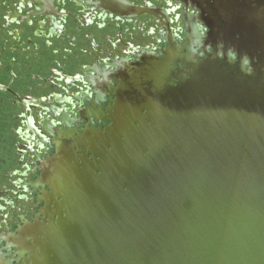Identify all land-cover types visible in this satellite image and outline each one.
I'll return each instance as SVG.
<instances>
[{
    "label": "water",
    "instance_id": "water-1",
    "mask_svg": "<svg viewBox=\"0 0 264 264\" xmlns=\"http://www.w3.org/2000/svg\"><path fill=\"white\" fill-rule=\"evenodd\" d=\"M199 1L206 18L200 5L161 9L206 40L210 24L213 53L172 46L161 68L144 61L111 125L64 138L42 162L49 209L16 235L30 241L26 264H264V0ZM92 2L161 19L150 5ZM154 24L131 60L158 52ZM251 47L260 55L248 65Z\"/></svg>",
    "mask_w": 264,
    "mask_h": 264
},
{
    "label": "flooded vegetation",
    "instance_id": "flooded-vegetation-1",
    "mask_svg": "<svg viewBox=\"0 0 264 264\" xmlns=\"http://www.w3.org/2000/svg\"><path fill=\"white\" fill-rule=\"evenodd\" d=\"M22 1L0 0V95L12 98L17 110L16 114L10 116L12 109L9 111L10 114H6L7 108L2 111L3 105L0 104V143L4 144V147L0 148V264H26L28 253L26 252L23 256L22 252L29 250L30 241L29 239L25 242L19 241L16 235L26 223L30 225L40 213L38 218H42V211L49 209V204L46 206L50 201V188L47 184L49 176L41 175L40 169L44 168L42 162L55 154L56 144L62 146L61 141L64 138L81 137L85 131H96L111 125V119L117 117L114 112V107L117 105L115 101L125 78L132 71L140 72L144 67V61L149 62L150 65L153 64L156 69L161 68L162 53L170 50L172 46L188 50V56L205 58V52L213 53V43H210V24L207 23V26L203 22L207 28L206 40V36L200 34L203 29L191 24L185 16L179 23V27H176L174 20L167 16L168 12L158 9L161 19L154 18L155 27L159 26L162 29L155 37V42L161 43L158 45L161 47H157L158 52L152 53L138 49L136 59L118 57L119 60H116L112 22L114 20L118 22L117 45L124 43L126 45L122 34L129 23L136 22L135 18L112 14L101 7L102 4L99 2L92 3L93 0H25V3L21 5ZM125 1L129 2V0ZM232 1L235 2V0ZM174 3L187 4L186 7L190 4L200 5L203 7V12L199 10V16L206 18L205 9L207 8L203 4L204 1L174 0ZM186 7L184 9H187ZM228 9L234 10L233 6ZM82 12L86 13L85 20H81ZM95 18L101 19L99 25ZM69 19H72L73 25H68ZM120 24L124 26L121 27ZM71 28L76 32L86 29L88 33L77 37L69 32ZM98 28L108 31L107 49L101 48L90 36L91 29L98 31ZM33 38H38L43 43L45 50L41 54L49 56V63L45 69L39 66L34 69L29 64V59L39 60L40 54L41 46L38 42H33ZM218 39L217 41L223 40V38ZM86 40L90 43L89 49L83 46ZM76 45L80 47L72 48ZM253 48L251 47L252 50L250 49L251 52H249L251 57L246 59L248 65L251 62L256 63L260 55ZM119 50L122 51L121 56L127 55L124 47L118 48ZM117 52L116 54L119 55ZM89 56L90 58L87 59ZM176 56L174 57L176 61L182 58L179 55ZM81 58H85L84 61L77 63ZM106 59L110 61V64L101 63ZM9 63H14L17 67H11ZM175 68L177 67L172 65V70ZM65 70L69 73L75 70L83 71V75L78 77V80L86 82L89 86L87 91L80 94L79 99L73 100L72 104L75 106L83 104L77 116L63 110L59 111V108L72 107L65 98L57 97L58 102L50 105V92L45 95H34L28 92L34 85H38L41 90L59 85L51 82L49 78L51 72L55 81H66ZM183 70L188 71L186 68ZM48 72L49 75H47ZM67 78L70 80L71 77ZM23 80H26L28 84L26 89L22 90L20 83ZM62 89L56 88L51 92L63 91ZM13 94H16L19 100ZM50 107L56 108L53 109L57 112L50 113ZM38 108L41 109V113L35 112ZM2 114L5 116L2 117ZM131 118L136 117L130 116L129 119ZM55 122L62 124L64 128L57 130L52 126L56 124ZM22 130H25L28 135ZM33 137L40 141H36ZM49 137L52 140L51 143ZM21 142H26L27 145ZM81 145L82 143L79 142V146ZM36 146L43 148L39 155L34 149ZM2 155L6 156L4 163L1 160ZM19 174L24 179L21 182L10 179L12 176L19 177ZM8 175L10 183L4 184L2 179ZM53 181L52 179L51 182ZM17 186H25L28 191L25 195L29 197H25L24 204L21 206L15 201L19 197L13 188Z\"/></svg>",
    "mask_w": 264,
    "mask_h": 264
},
{
    "label": "rangeland",
    "instance_id": "rangeland-1",
    "mask_svg": "<svg viewBox=\"0 0 264 264\" xmlns=\"http://www.w3.org/2000/svg\"><path fill=\"white\" fill-rule=\"evenodd\" d=\"M136 3H134V2ZM166 0H129V2L132 4H137V5H141V6H146V5H150L154 8H157V9H161V7L163 6L164 2ZM93 3V2H92ZM85 14L84 12H82L81 14V20H85ZM95 20L97 21L98 25L101 23V19L100 18H95ZM135 23H129V25L126 27L127 29L123 31V34H122V37H123V40L124 42H126L127 44L124 45V44H120V45H117L118 42H117V39H118V34L116 33V31H118V22L117 21H113L112 24H114V29H113V46H115V50H114V58L116 60H119L118 57L122 58V59H129L131 60V58L133 57L134 53L136 52L138 46L140 45L141 41L143 40L144 36L146 35L148 29L150 28L151 24L153 23L154 21V18L152 19V17H148V16H140V17H137L135 18ZM108 22V21H107ZM73 25L72 24V19H69L68 21V25ZM76 25V24H75ZM120 26H124L123 24H120ZM92 32L90 31V36H92L96 41L97 43L99 44V46L101 48H104V49H107L108 48V45L106 44L108 42V31L106 30H101V28H98V31L95 30V29H91ZM75 30L74 29H70L69 32L70 33H74L75 36L79 37V36H84L85 34L88 33V31L86 29H82L80 32H74ZM106 36V37H104ZM33 42H38V44L41 46L40 47V54L38 55V58L39 60H31L29 59V64L31 66V68H36L37 66L41 67L42 69H45L47 68L48 66V63H49V56L45 55L43 56L41 53L45 50L44 48V45L43 43L38 39V38H33ZM83 46L86 47V48H90V43L88 40H86L84 43H83ZM80 47L79 45H76V46H73L72 48H78ZM121 47H124L125 51H127V55L124 54L121 56V53L122 52L121 50L118 51V48H121ZM119 52V55L116 54V52ZM117 52V53H118ZM23 56V54H22ZM90 56L87 58L89 59ZM85 58H81L79 61H77V63H81L84 61ZM104 62L105 64H110V61H108L107 59L104 60V61H101V63ZM9 66L11 67H17L14 63H9ZM79 70H75L71 73H69L67 70H65V72L67 73H64L65 75H67V77H71L70 80L66 77V81L63 80L61 82H57L55 81L54 79V75L53 73L51 72V76L49 77L51 82H54V83H57L59 84L61 87H59V85H54L52 88L51 87H46L44 90H41L39 88L38 85H34L31 88V90H29L28 92H31L33 93L34 95H45V93H49V99L51 101V104L50 105H53L56 101L58 102V99L57 97H62V98H65L68 102H70L71 104L73 103V100H75L76 98L79 99L80 97V94L84 91H87L89 86L86 85V82H81L78 80V77H80L82 74L83 71H80L78 72ZM26 74L28 72H25ZM49 75V72L48 74ZM27 81L26 80H23L20 85H21V89H26L27 87ZM62 89L63 91H59V92H51L52 90L54 89ZM29 89V88H28ZM21 94H23L22 92H20ZM0 104L3 105V108H2V111L4 108H7L5 113L6 114H10L9 111L12 109V114L11 115H14L17 113V110H16V107L13 105V101H12V98L8 97V96H4V95H0ZM80 106H83V104L81 105H78V106H75L74 104H72V107L69 108V107H66V108H62L60 109L59 108V111H66L67 113H72L73 115L77 116L78 113L80 112ZM54 107H50V113L54 114L56 110V108ZM36 113H41V109L38 108L35 110ZM57 112V111H56ZM4 117L5 114H2ZM56 124H52L53 127H56L57 130L59 129H63L64 126L62 124H59L58 122H55ZM23 132H25L26 135H28L26 133L25 130H22ZM35 139V137H33ZM36 141H40L39 139H35ZM47 141V140H45ZM49 142L51 143L52 140L51 138L49 137ZM23 145L24 143L26 144V142H21ZM27 145V144H26ZM4 147V144H1L0 143V148H3ZM35 150H37V154H41V152L43 151L40 147L36 146L34 148ZM8 154V153H7ZM38 154V155H39ZM1 160L3 161V163L6 161V156L5 155H2L1 156ZM20 161H21V158H20ZM25 177V176H24ZM10 179H14L15 181H18V182H21L23 179V177H21V175L19 174V177H16V176H12ZM4 181V184L6 183H10L9 181V175L6 176L5 178L2 179ZM14 181V182H15ZM17 183V182H16ZM4 187V186H3ZM28 187V186H27ZM13 191H15V193H17L18 195V199L15 201H17V203L21 206L22 204H24V199L26 196L28 195H25L26 193H28L27 191V188H25V186L23 187H20V186H17V187H14L13 188ZM17 191V192H16ZM29 197V196H28ZM14 199V198H13ZM20 199V200H19ZM20 202V203H19ZM16 203V202H15Z\"/></svg>",
    "mask_w": 264,
    "mask_h": 264
},
{
    "label": "bare ground",
    "instance_id": "bare-ground-1",
    "mask_svg": "<svg viewBox=\"0 0 264 264\" xmlns=\"http://www.w3.org/2000/svg\"><path fill=\"white\" fill-rule=\"evenodd\" d=\"M67 151V150H66ZM62 166V165H61ZM63 172L62 171H60V173L59 174H62ZM55 178V177H54ZM54 180V179H53ZM54 181H56V182H54ZM53 181V184H56V185H54V187H56L57 186V184H58V182H59V180H54Z\"/></svg>",
    "mask_w": 264,
    "mask_h": 264
},
{
    "label": "crops",
    "instance_id": "crops-1",
    "mask_svg": "<svg viewBox=\"0 0 264 264\" xmlns=\"http://www.w3.org/2000/svg\"><path fill=\"white\" fill-rule=\"evenodd\" d=\"M24 3H25V0L22 1L21 5L24 4ZM8 19H9V18L7 17V20H8Z\"/></svg>",
    "mask_w": 264,
    "mask_h": 264
}]
</instances>
